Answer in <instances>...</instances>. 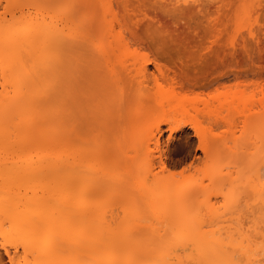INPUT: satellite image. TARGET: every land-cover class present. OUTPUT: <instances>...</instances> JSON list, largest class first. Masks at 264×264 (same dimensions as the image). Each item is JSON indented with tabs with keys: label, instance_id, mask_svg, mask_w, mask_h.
I'll return each instance as SVG.
<instances>
[{
	"label": "rangeland",
	"instance_id": "1",
	"mask_svg": "<svg viewBox=\"0 0 264 264\" xmlns=\"http://www.w3.org/2000/svg\"><path fill=\"white\" fill-rule=\"evenodd\" d=\"M6 3L0 0V29L14 21L13 8ZM17 3L22 7L16 15L25 8L40 18L65 8L48 9L35 0ZM68 4L74 5L75 23L82 31L92 28L91 40L77 44L64 67L33 87L48 90V98L26 115L0 121L2 264H50L45 254L39 258V251L24 247L29 235L22 213L30 208L26 199L35 191L45 205L54 203L59 177L56 181L53 167L45 164L66 149L89 151L90 181L100 195L95 203L105 208V225L118 237L128 231L137 238H170L198 228L224 239L263 238L264 211L259 195L249 188L255 169L248 161L253 153L260 157L252 124L255 113L262 111L264 94L261 88L255 92L252 82L264 88V0ZM99 43L105 52L99 51ZM3 45L1 34L0 97L15 94L10 72L3 69ZM33 159L39 166L44 163L40 171L47 167L41 179L25 175ZM212 179L217 182L211 184ZM166 182L174 191L210 187L199 202L182 197L186 210L175 220L172 214L162 218V213L173 209L177 214L181 207L175 211V205L165 203L159 212L143 195L144 184L162 192ZM54 213L52 207L44 215L52 218ZM51 232L40 238L50 239Z\"/></svg>",
	"mask_w": 264,
	"mask_h": 264
},
{
	"label": "bare ground",
	"instance_id": "2",
	"mask_svg": "<svg viewBox=\"0 0 264 264\" xmlns=\"http://www.w3.org/2000/svg\"><path fill=\"white\" fill-rule=\"evenodd\" d=\"M5 1L8 8H13L14 21L2 25L0 29L4 38L3 69L10 72L9 80L10 84L15 86V94H10V92L0 97V121L11 119L19 113L26 115L27 111L38 101L48 98L50 96L48 90L36 91L33 87L49 74L51 76L64 67L65 60L70 56L73 48L77 44L91 40L92 32V28H85L86 30L82 31L83 28L80 23H75L74 5H67L70 0H35L37 4H44L48 9L65 5L62 12L58 14L49 13L50 15L47 13L46 16H41L42 18L39 17L40 15L32 16L25 12L24 7L21 10V15H16L17 10L22 7L18 5V0ZM17 7L19 8L17 9ZM17 22H20V25ZM97 47L101 52L106 50L101 43ZM33 67H36L34 71H32ZM141 77H145V72H142ZM252 83L255 86V92L261 88V92L264 94V88L257 86L258 82L253 81ZM255 118V121L253 120L255 123L252 121L254 123L252 125H255L256 135L254 134V137L256 136V146L259 147V152L257 149L256 152L260 157L257 158L256 153L255 155L251 153L255 157L248 161L254 167L249 165V168L255 169V173H253L255 177L252 176L254 181L250 179L254 183L251 182L249 188L259 195L258 197L262 202L261 209L264 211V105L261 112L255 113ZM249 144L251 145V143L245 145L250 147ZM251 146L253 147V144ZM244 149L247 150L248 148ZM78 151L71 152L70 149H66L62 150L59 155L56 152L57 156L53 159L55 162L52 160L54 163L45 164L47 166L50 164V168L53 167L54 171L48 169L56 172V181L57 175L59 177L58 184L54 187L57 189H54L57 196L53 194L55 201L54 203L51 202L52 205L49 203L51 207H48L49 204L45 205L44 200L38 197L35 188L34 196L26 199L30 208L22 213L24 224L22 227H24L23 230L27 231L24 232L25 234L28 233L29 239L24 241V247L26 249L29 247L33 253L40 252L39 258L44 257L45 254L48 256L50 264H264V233L260 240L259 238L248 237L244 239L226 237L224 239L222 236L221 238L216 234L212 235L213 233H201V231H197L198 228L190 232L188 227L187 233L180 230L170 238L163 236L164 234H159L158 237L137 238L127 234L128 231L118 237L105 225V208L100 203H95V197H97V201H100V195L94 191V186L90 181L92 167L89 162V151ZM33 162L37 161L33 159L32 162H27V174L25 175H29V178H43V175L46 174V170L43 169L47 167L42 169L44 163L39 161L40 166L42 164V171H40L39 163L34 164ZM160 162L163 164L162 160ZM28 164H31L32 167L30 165L29 167ZM250 171L253 172L254 170ZM39 173L44 174L40 177ZM214 182L215 180L212 179L211 184H215L217 180ZM143 186L145 191L142 194L150 198L154 210L160 212L165 203L168 204L169 208L170 206L173 208V205L181 207L180 209L174 208L175 211L179 209V214L177 212V214H173V209H171V213L169 209L162 213L164 216L153 211L155 214L161 215L162 218L172 214L169 216L172 218L174 215V219L175 216L179 218L178 215H182L186 210V203H182L180 200L183 199L182 197L186 196L184 199L191 201L190 203L199 202L201 195L207 192L210 187V185H199L200 188L197 187V191L194 189V192L191 188L186 187L187 189L184 188L183 190L180 187L177 190L175 187L174 191L172 190L174 185L171 183L170 186L166 182L160 186L162 192H158L146 187L145 184ZM171 190L172 192H170ZM57 191L60 193L59 197ZM52 207L55 213L52 218H47L44 214ZM6 209L4 208V210ZM16 212L15 209L14 213L16 214ZM262 213L264 214V212ZM159 215L158 218H160ZM94 220L97 221L98 226H95ZM181 224L185 226V224ZM48 231H52L50 239H47ZM42 232L43 235H41ZM45 235L47 238H40V236ZM5 253L9 255L8 249H5ZM9 260H12V257ZM0 264H2L1 258Z\"/></svg>",
	"mask_w": 264,
	"mask_h": 264
}]
</instances>
